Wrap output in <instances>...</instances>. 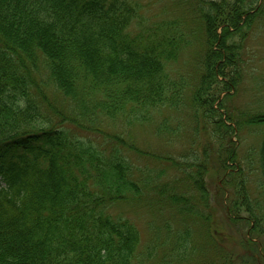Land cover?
Instances as JSON below:
<instances>
[{
    "label": "trees",
    "instance_id": "obj_1",
    "mask_svg": "<svg viewBox=\"0 0 264 264\" xmlns=\"http://www.w3.org/2000/svg\"><path fill=\"white\" fill-rule=\"evenodd\" d=\"M187 1L194 31L176 18L147 24L131 0H0V264H152V244L142 254L138 228L109 213L112 205L139 202L146 191L181 215L205 217L190 193L207 205L206 160L193 174L179 165L186 184L174 180L170 187L134 166L124 144L107 150L90 138L107 135L117 122L179 110L186 91L193 116L228 141L222 164L235 159L230 136L243 124L264 125V113L236 119L222 102L242 79L243 41L264 0ZM195 39L200 67L190 89L187 78L172 72ZM162 125L168 124L161 121L158 132ZM258 168L264 181V135ZM243 187L237 194L246 207ZM252 219L263 228L264 216ZM187 235L176 236L160 264L169 255L168 263L181 259Z\"/></svg>",
    "mask_w": 264,
    "mask_h": 264
},
{
    "label": "rangeland",
    "instance_id": "obj_2",
    "mask_svg": "<svg viewBox=\"0 0 264 264\" xmlns=\"http://www.w3.org/2000/svg\"><path fill=\"white\" fill-rule=\"evenodd\" d=\"M131 1L140 5L138 14L147 24L176 18L184 20L191 31H194L186 11L187 0ZM198 50V40L195 39L173 65V78H187L190 89L199 72ZM243 60L240 83L233 96L225 97L222 101L223 106L240 120H243L244 115L264 113V5L259 21L250 28L243 41ZM188 92L184 94L185 106L179 110L163 108L148 121L132 125L117 122L106 130L107 135L100 133L102 136H95L91 133L90 138L103 143L107 150L118 143L124 144L122 150L127 148L125 153L134 166L145 174L149 173L158 183H168L170 187L174 180L176 182L182 179L179 184H186L179 165L185 166L182 167L184 172L193 174L196 169L194 166L203 159L206 160L203 175L208 192L207 205L199 203L195 191L190 193L191 204L197 203L199 213L205 217L181 215L175 206L160 203L161 200L153 190L142 194L139 202L127 200L112 205L109 213L114 217L127 218L138 228L139 250L142 254L152 244L150 247L154 248L157 258L155 262L152 260V264H160L161 255L172 251V247L177 244L176 236L185 233H188L184 242L186 247L182 248L185 254L171 263H168L171 258L169 255L165 264H264V223L263 228L259 225L255 227L252 219V215L264 216V181L258 168V148L264 135V125L243 124L236 134L230 136L231 147L236 151L235 159L222 164L221 160L225 155L221 151L225 150L228 141H222L219 133L211 135V125L201 115L193 116L194 110L188 105ZM223 97L224 94H221L219 100ZM120 119L122 117L118 121ZM161 121L171 127L180 126L182 133H169L166 130L168 125H162L166 133L162 129L158 132L156 128L161 125ZM81 128L83 130L79 131L89 133L84 127ZM195 129H199V136ZM123 140L125 143L121 142ZM203 149L207 150L206 154ZM221 154L223 158L219 160ZM162 156L170 157L167 161ZM190 163L194 165L187 168ZM219 165L226 167V175L219 169ZM161 171L162 179H159ZM231 172L235 173L232 179ZM179 184L174 187L180 190L182 188ZM216 184L219 188H216ZM240 184L245 189L242 194L246 197V207L239 202L241 194H237V190ZM236 201L238 208L233 207ZM203 220L208 223V227Z\"/></svg>",
    "mask_w": 264,
    "mask_h": 264
}]
</instances>
